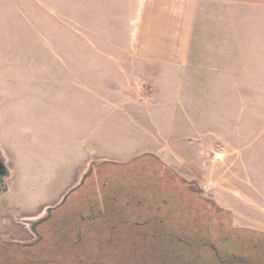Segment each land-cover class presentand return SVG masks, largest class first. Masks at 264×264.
Listing matches in <instances>:
<instances>
[{"label": "rangeland", "instance_id": "rangeland-1", "mask_svg": "<svg viewBox=\"0 0 264 264\" xmlns=\"http://www.w3.org/2000/svg\"><path fill=\"white\" fill-rule=\"evenodd\" d=\"M58 4L0 1V55L19 59L10 62L15 70L18 65L27 70L29 65L35 64L36 72L42 73L44 51L41 47L46 34L53 47L54 43H63V56L71 59L80 55L84 58V90L94 89L101 95L113 94L109 88L117 83L113 79L111 82L106 80L107 72L92 73L89 63L93 55L85 43L77 39L74 27L79 15V21H83L84 11L77 8V3H62V10ZM242 11V22L239 23L238 19V26L241 24L239 48L212 51V58L226 61L221 66H212L222 69V74L207 76L205 82L198 81L194 97L180 99L191 111L186 113L183 110L178 115V123L181 121L179 131L173 130L184 138L177 141L178 145L159 147L164 151L167 149L171 162L180 164L197 160L206 164L209 171H188L186 167L174 170L155 154H142L121 162L110 157L107 146L99 147V154L93 156L92 147L84 144L83 176L59 204L43 211L46 205L56 204L64 186L75 178L69 175L72 171L77 172L79 166L68 172L69 178L63 179V184H53V187L37 193L27 186L32 179L22 172L20 178L11 173L15 163L9 161L6 165L10 175L0 188V264H159V248L150 244L148 247L146 236L141 244L136 242L139 237L133 230L129 232L127 226L113 228L116 221L122 223L123 220L119 210L113 208L117 202H134L135 205L138 200L159 202V192L165 191L162 187L165 184L159 182V176L167 178L165 172L168 170L177 175L176 179L168 177L164 181L170 183L168 186L173 182L177 186V189H170L171 192H182L183 197L198 202L212 217L218 216L220 221L233 227L231 215L219 209L217 203L226 204L235 195V186L230 194L220 184L226 180L234 184L236 177L240 179L242 174L244 180L251 181L254 171L264 174V0L245 1ZM60 13L68 25L57 20L55 16ZM74 82L75 66H69V90L75 88ZM128 100L119 95L69 97V106L82 103L85 112L98 106L101 122L110 117L109 112L105 113L106 106L116 107V118L122 121L127 117L123 108L127 107ZM188 120L196 127L194 133L187 130ZM86 132L84 130V136ZM108 132L101 130L104 136ZM130 132L127 133L132 137L136 134V131ZM112 133L118 137L116 143L119 144L108 147L113 146L118 152L125 146L121 137L128 135L123 129H115ZM189 134L193 138L188 137ZM7 187L9 192L5 193ZM130 193H133L132 197ZM92 211L95 218H91ZM40 212L42 215L35 221L28 219L29 215ZM126 216H129L128 221L136 218L132 210ZM152 231L150 228L149 232ZM158 241L155 244H159Z\"/></svg>", "mask_w": 264, "mask_h": 264}, {"label": "crops", "instance_id": "crops-1", "mask_svg": "<svg viewBox=\"0 0 264 264\" xmlns=\"http://www.w3.org/2000/svg\"><path fill=\"white\" fill-rule=\"evenodd\" d=\"M28 1L59 3L60 8L62 3H77V8L84 11V18L80 22L79 15L74 28L77 39L93 55L89 63L91 71L94 75L107 72L106 80L117 83L109 88L113 94L84 90V58L63 56V43H54L53 47L46 34L41 47L44 51L42 73L36 72L35 64L27 70L18 65L15 70L10 62L19 59L0 55V155L5 163H15L11 173L20 178L22 172L32 179L27 186L37 193L53 184H63V179L72 175L75 177L64 186L56 204L46 205L43 211L59 204L83 176L84 144L92 147L93 156L99 154V147L107 146L110 157L121 162L142 154H155L174 170L186 167L188 171H209L206 164L197 160L171 162L167 149L159 147L184 138L173 130L179 131L178 115L183 110L191 111L180 99L194 97L198 81L205 82L207 76L222 74V69L212 66H221L226 61L212 58V51L239 48L238 19L241 23L243 4L257 0ZM61 13L55 17L68 25ZM69 66H75V88L71 90ZM116 95L129 99L123 108L127 117L122 121L116 118V107L106 106L105 113L109 112L110 117L101 122L98 106L86 112L82 103L69 106V97ZM195 128L188 120L187 130L194 133ZM115 129H123L129 136L121 137L125 146L118 152L113 146L108 147L119 144L118 137L112 133ZM101 130L109 131L107 136ZM130 131L136 134L132 137L127 133ZM76 165L77 172L72 171L68 177ZM252 176L251 181L244 180L242 174L234 184L229 180L222 182L220 186L230 194L235 186V195L226 204H217L231 215L233 228L264 233V174L254 171ZM6 189L5 193L9 192ZM42 212L29 215L28 219L35 221Z\"/></svg>", "mask_w": 264, "mask_h": 264}, {"label": "trees", "instance_id": "trees-1", "mask_svg": "<svg viewBox=\"0 0 264 264\" xmlns=\"http://www.w3.org/2000/svg\"><path fill=\"white\" fill-rule=\"evenodd\" d=\"M159 165L166 170L160 162ZM165 175V179L159 176V182L165 184V191L159 192V202L116 203L113 209L119 210L123 220L116 221L114 229L127 226L141 244L146 236L147 246L159 248V264H264V234L234 229L218 216L212 217L198 202L183 197L182 192H171L177 186L174 182L173 187L168 186L170 183L164 181L168 177L176 179L177 175L170 170ZM129 209L134 211L135 220L128 221ZM157 241L159 244H155Z\"/></svg>", "mask_w": 264, "mask_h": 264}, {"label": "water", "instance_id": "water-1", "mask_svg": "<svg viewBox=\"0 0 264 264\" xmlns=\"http://www.w3.org/2000/svg\"><path fill=\"white\" fill-rule=\"evenodd\" d=\"M10 175V171L5 163V160L0 155V188L4 185L5 179ZM7 191V189H4Z\"/></svg>", "mask_w": 264, "mask_h": 264}, {"label": "flooded vegetation", "instance_id": "flooded-vegetation-1", "mask_svg": "<svg viewBox=\"0 0 264 264\" xmlns=\"http://www.w3.org/2000/svg\"><path fill=\"white\" fill-rule=\"evenodd\" d=\"M2 187V186H1ZM91 218H95V213H93V211H92V213H91ZM82 220H83V218H82Z\"/></svg>", "mask_w": 264, "mask_h": 264}]
</instances>
